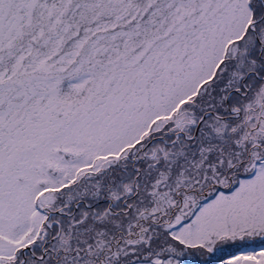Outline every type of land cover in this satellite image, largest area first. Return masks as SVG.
Returning a JSON list of instances; mask_svg holds the SVG:
<instances>
[{
    "label": "snow or ice",
    "instance_id": "6c2138e0",
    "mask_svg": "<svg viewBox=\"0 0 264 264\" xmlns=\"http://www.w3.org/2000/svg\"><path fill=\"white\" fill-rule=\"evenodd\" d=\"M0 264H264V0H0Z\"/></svg>",
    "mask_w": 264,
    "mask_h": 264
}]
</instances>
